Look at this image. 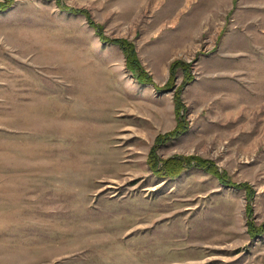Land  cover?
<instances>
[{"label": "rangeland", "instance_id": "1", "mask_svg": "<svg viewBox=\"0 0 264 264\" xmlns=\"http://www.w3.org/2000/svg\"><path fill=\"white\" fill-rule=\"evenodd\" d=\"M66 8L134 42L167 91L138 83L124 52ZM177 92L187 132L156 156L209 160L253 198L195 167L150 169ZM248 221L264 225V0H15L0 12V264H264V231L251 238Z\"/></svg>", "mask_w": 264, "mask_h": 264}, {"label": "trees", "instance_id": "2", "mask_svg": "<svg viewBox=\"0 0 264 264\" xmlns=\"http://www.w3.org/2000/svg\"><path fill=\"white\" fill-rule=\"evenodd\" d=\"M15 0H0V12L3 13L7 11L13 4ZM64 9V8H63ZM70 10V13L73 14H81L87 18L89 21V24L92 28H94L100 37V41L103 43H110L117 47H119L122 52H124L126 56V69L132 73L133 77L137 80L138 83L141 85H153L154 81L153 78L144 70L142 67L136 51V46L134 42L126 40V39H110L107 37L103 32V27L99 24H95L90 16V13L85 10H75V9H68ZM178 63H175L172 67L173 71L172 74L175 73V65ZM179 67V66H177ZM183 68V67H182ZM185 73H188L189 69L188 67L183 68ZM192 80V79H191ZM190 80V81H191ZM155 88L159 91H167L165 87L158 88L157 85H155ZM175 114L177 118V126L174 130L164 134V135H158L155 139V144L153 148L151 149V152L149 154L148 159V165L150 169L157 175L161 177H168V178H177L179 177L183 172L188 171L190 168H197L200 169L212 176H214L216 179H218L222 184L226 185L227 187L237 188V189H244L248 195V198L251 199L254 196V192L251 190L249 184L247 183H234L232 182L228 176L224 172H220L218 167L215 165V163L200 158L198 156H175L166 160H160L156 156L157 149L164 145V143L168 142V140H173L175 138H178L179 136L183 135L187 132V125L185 123V117H183V110H184V104L181 100L180 92H177L175 95ZM183 117V118H182ZM248 214L251 216V207L248 206ZM248 227V233L251 238H255L258 235L262 234L264 231V225L261 227H257L254 222L248 221L247 222Z\"/></svg>", "mask_w": 264, "mask_h": 264}, {"label": "bare ground", "instance_id": "3", "mask_svg": "<svg viewBox=\"0 0 264 264\" xmlns=\"http://www.w3.org/2000/svg\"><path fill=\"white\" fill-rule=\"evenodd\" d=\"M158 2V1H157ZM251 111V110H250Z\"/></svg>", "mask_w": 264, "mask_h": 264}]
</instances>
